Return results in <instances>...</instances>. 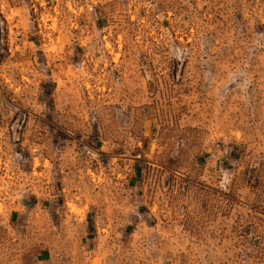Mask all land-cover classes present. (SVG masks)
<instances>
[{
    "label": "rangeland",
    "instance_id": "1",
    "mask_svg": "<svg viewBox=\"0 0 264 264\" xmlns=\"http://www.w3.org/2000/svg\"><path fill=\"white\" fill-rule=\"evenodd\" d=\"M0 264H264V0H0Z\"/></svg>",
    "mask_w": 264,
    "mask_h": 264
}]
</instances>
